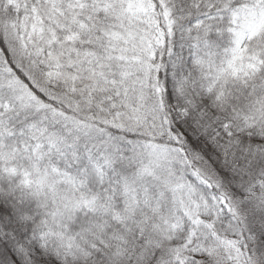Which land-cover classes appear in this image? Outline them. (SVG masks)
Returning <instances> with one entry per match:
<instances>
[{
	"label": "snow or ice",
	"instance_id": "1",
	"mask_svg": "<svg viewBox=\"0 0 264 264\" xmlns=\"http://www.w3.org/2000/svg\"><path fill=\"white\" fill-rule=\"evenodd\" d=\"M0 264H264V0H0Z\"/></svg>",
	"mask_w": 264,
	"mask_h": 264
}]
</instances>
